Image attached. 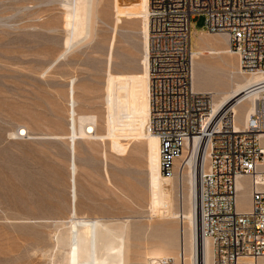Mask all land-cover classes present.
<instances>
[{
    "label": "rangeland",
    "instance_id": "obj_1",
    "mask_svg": "<svg viewBox=\"0 0 264 264\" xmlns=\"http://www.w3.org/2000/svg\"><path fill=\"white\" fill-rule=\"evenodd\" d=\"M73 1L0 0V264H65L53 233L67 225L70 209L72 78L77 215L125 224L123 264H147L158 250L179 264L166 245L181 228L171 212L173 179L157 172L156 142L136 135L147 107L144 0H93L80 32L66 18ZM202 27L203 17L192 19L194 31L227 46L224 35ZM226 55V62L206 59L209 85L200 91L242 78L235 56ZM244 185L239 210L249 206Z\"/></svg>",
    "mask_w": 264,
    "mask_h": 264
},
{
    "label": "built area",
    "instance_id": "obj_2",
    "mask_svg": "<svg viewBox=\"0 0 264 264\" xmlns=\"http://www.w3.org/2000/svg\"><path fill=\"white\" fill-rule=\"evenodd\" d=\"M195 17H203V31L226 36L240 71L264 70V0H149V120L159 169L164 177L174 176L185 140L201 137L208 160L200 174L198 219L213 249L212 264H262L264 182L255 174L264 156V92L240 128L230 105L212 111V96L191 86ZM244 177L249 207L241 211L236 181ZM150 263L171 264L170 258Z\"/></svg>",
    "mask_w": 264,
    "mask_h": 264
},
{
    "label": "bare ground",
    "instance_id": "obj_3",
    "mask_svg": "<svg viewBox=\"0 0 264 264\" xmlns=\"http://www.w3.org/2000/svg\"><path fill=\"white\" fill-rule=\"evenodd\" d=\"M92 2L93 0H74L71 2V7L68 5V9H71L66 12V18H69L70 22H68L73 29H77L79 32L84 29V23L87 24L89 20ZM143 9V30L145 31V36L147 38V52L145 53V61L143 66L144 78L145 81H147V86L145 84L144 89V98L145 101L147 100V107L145 108L143 128L140 133L136 135L141 137L143 141H146V145H150L151 143H148L152 141L156 142L157 172L162 178L173 179L171 188L173 190L174 202H176V204L173 208L174 210L171 212L175 214L174 216H176L177 219L179 218L181 222V228L176 241H166L168 249L172 251V254L178 258L179 264H200V259H202L203 264H212L213 249L209 238L201 235L198 219V186L200 174L201 171L206 168L208 160L206 142L199 136H194L188 140H185L182 153L178 158L175 159L174 176L164 177L159 169L158 140L150 130L149 120V0H144ZM200 33L201 31L196 32L192 28L190 35V39L192 40V89L197 92H205L211 96L213 95L211 104L212 111H216L218 108L224 105H230L235 114V127L239 128V126H242L246 122L251 113L254 112L257 106V99L260 98L261 94L264 92V70L245 73L238 69L237 63V69L239 70V73H243L241 79L233 81L231 80V82L224 83L223 85L222 83L220 84L218 82L215 84L213 83L214 85H212V87H214V90L200 91L199 87L206 86L205 84L209 85V81H206V68H208L205 63L206 59L216 58L217 60L226 62V54L234 55V53H232L229 49L227 38V46L221 47L219 45L225 43L224 38L220 40L215 37H203ZM210 45H214L216 48H212ZM210 84H212V82ZM218 86L223 88H216ZM73 87L74 79L72 78L69 80L67 87L68 131L66 134L69 153L68 173L70 209L67 225H65V227L62 229H57L58 231L53 233L55 238L53 245L55 248L54 250H64L62 260L65 264H123V242L126 232L125 224L116 221L110 222L100 218L78 216L76 212L75 202L77 164L75 160V140L78 135L76 133L75 126V100ZM240 109L242 111V116L240 117L241 121L236 118V113ZM18 132L19 134L23 135L26 133V129L18 127ZM133 137L136 136L134 135ZM262 138V142L264 143V135H262ZM255 178L257 181L264 182V159L258 163V169L255 174ZM243 185L244 184L241 183L240 179L236 181L237 192H239L238 190L242 188ZM244 186L249 196L250 184L247 182ZM237 209L239 210L240 207L237 206ZM247 209L248 208L245 207L243 210ZM243 210L241 209V211ZM147 258L153 259L169 257H166L163 252L158 250L151 252ZM249 261L251 262L252 260ZM258 261L264 264V258H260ZM147 264L151 263L147 262Z\"/></svg>",
    "mask_w": 264,
    "mask_h": 264
}]
</instances>
